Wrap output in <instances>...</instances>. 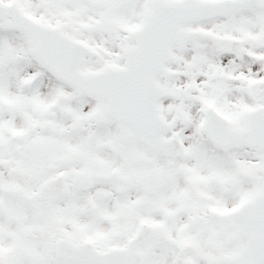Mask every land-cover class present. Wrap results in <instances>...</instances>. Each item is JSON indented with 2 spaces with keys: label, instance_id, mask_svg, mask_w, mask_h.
Here are the masks:
<instances>
[{
  "label": "snow or ice",
  "instance_id": "snow-or-ice-1",
  "mask_svg": "<svg viewBox=\"0 0 264 264\" xmlns=\"http://www.w3.org/2000/svg\"><path fill=\"white\" fill-rule=\"evenodd\" d=\"M0 264H264V0H0Z\"/></svg>",
  "mask_w": 264,
  "mask_h": 264
}]
</instances>
